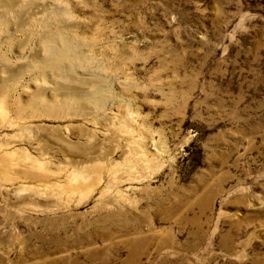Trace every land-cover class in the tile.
<instances>
[{"label":"rangeland","instance_id":"1","mask_svg":"<svg viewBox=\"0 0 264 264\" xmlns=\"http://www.w3.org/2000/svg\"><path fill=\"white\" fill-rule=\"evenodd\" d=\"M0 264H264V0H0Z\"/></svg>","mask_w":264,"mask_h":264}]
</instances>
